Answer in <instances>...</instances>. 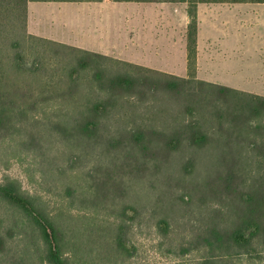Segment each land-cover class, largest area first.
Instances as JSON below:
<instances>
[{
  "label": "rangeland",
  "instance_id": "obj_1",
  "mask_svg": "<svg viewBox=\"0 0 264 264\" xmlns=\"http://www.w3.org/2000/svg\"><path fill=\"white\" fill-rule=\"evenodd\" d=\"M189 7V1L147 2L145 11L162 15L163 42L175 38L180 48L183 36L187 41ZM137 11V5L114 2V13L122 18ZM197 17L202 48L216 57L221 51L238 57L230 63L218 60L203 73L228 84L264 75V1H200ZM113 23L115 34L121 35L130 21L117 18ZM46 47L50 53L58 51L57 57L44 59L43 66L56 67L52 79L7 80L20 83L29 95L26 111L16 110L9 122L0 124V184L12 186L51 219L67 264H198L210 252L205 239L214 230L226 240L251 215L264 227L261 122L248 135L252 145L244 138L245 126L220 135L208 123L203 128L212 139L193 144L185 135L188 125L195 119L203 123L207 113L187 114L184 101L145 89L117 96L97 133L87 137L74 120L83 96L96 84L94 67L81 71L75 100L51 97L62 92L69 96L67 73L83 54L64 46ZM99 62L152 82L166 80L156 71ZM98 93L95 89L89 95L93 100L106 96ZM178 130L183 137L172 146ZM120 233L134 247L132 254L118 248ZM252 244L250 253L232 257L233 264H264L263 232ZM0 264H52L38 228L2 194Z\"/></svg>",
  "mask_w": 264,
  "mask_h": 264
},
{
  "label": "trees",
  "instance_id": "obj_2",
  "mask_svg": "<svg viewBox=\"0 0 264 264\" xmlns=\"http://www.w3.org/2000/svg\"><path fill=\"white\" fill-rule=\"evenodd\" d=\"M27 1L0 0V124L9 122L11 120V114L15 113L16 110L22 113L26 111L25 101L29 94L20 83L11 81L9 82V87L7 80L10 77H31L41 79L39 80L41 82L45 77L52 79L55 75V66H43L44 59L51 60L58 56V51L51 53L48 51L46 44H49L51 46L69 47L71 50L83 54L81 58L79 57L76 66L72 67L67 73L66 78L69 80L67 83L69 96L67 93L62 92L51 97H63L64 99L75 100L77 96L76 92L78 90L80 91L82 84L80 82L81 71L88 69L90 66L94 67L93 80L96 84L93 87L90 86V90L83 96L84 101L79 104L82 105V109L74 120L75 127L78 128L82 135L91 137L97 133L100 120L105 115L104 113H106L107 108L117 105V96L125 93H140L142 90L147 89L153 93L161 90L174 96L178 102L184 101L186 105L183 109L187 114L196 115V112L200 110L207 113L208 117L203 120V123H199L195 119L188 125L189 132L187 133L186 131L185 135L193 144L201 145L207 140L212 139V135H209V132H206V128H203L205 123H208L209 126L215 125L217 128L213 132H220V135H222L224 130H234L245 126L244 138H246L248 144H254L247 139L250 137L248 135L251 129L252 132H256L257 127L260 125L257 122H261L264 126V98L235 88L196 79L198 36L197 3L200 1L217 2L225 0H142L190 2L187 30L188 78L156 71L166 78V80L158 82H152L149 77L140 74L134 75L124 72L117 67H101L99 61L109 60L115 64L129 66L141 71L154 70L142 68L87 50L67 46L45 38L29 35L26 32ZM43 46L47 50L45 48L40 49ZM58 80L61 81V79ZM49 85L56 86L52 82ZM95 89H98V94L105 93L107 97L103 96L102 98L93 100V97L89 93ZM240 97H245L246 99L243 100ZM180 131L178 130L174 133V139L172 138L169 144L177 146L183 137ZM236 133L238 134L239 131ZM229 134L232 136L233 131H229ZM136 137L137 139L144 138L142 135ZM259 189L264 190V180L260 181ZM0 194L24 211L32 223L38 228L41 238L47 246V259L52 264H67L62 256L58 230L52 224L51 219L40 212L29 200L15 194L10 185L0 184ZM260 232H263L264 241V227L253 215L243 219L227 235L226 240L223 238L222 233L214 230L212 232L213 237L205 239L206 244L210 247V252L198 264H233L232 257L236 255L241 256L245 251L246 253H250L254 249L252 241L260 236ZM116 242L119 249L132 254V248L134 249V247L128 245V241L124 238V235L121 233L117 234Z\"/></svg>",
  "mask_w": 264,
  "mask_h": 264
},
{
  "label": "crops",
  "instance_id": "obj_3",
  "mask_svg": "<svg viewBox=\"0 0 264 264\" xmlns=\"http://www.w3.org/2000/svg\"><path fill=\"white\" fill-rule=\"evenodd\" d=\"M137 5V12L114 13V2ZM147 2L155 4L169 1L142 0H28L26 6V32L67 46L112 57L130 64L188 78L187 41L183 36L181 47L175 38L163 42L160 13H147ZM172 2V1H170ZM128 20L121 35L115 34L114 21ZM136 22V23H133ZM215 56L209 48L201 47L197 36V80L246 91L264 98V75L232 84L209 77L201 71L211 69L216 61L230 63L237 59L227 52ZM232 67V66H231ZM235 69V68H230ZM236 70V69H235ZM262 82V83H261ZM228 84V85H227ZM240 85H250L248 90Z\"/></svg>",
  "mask_w": 264,
  "mask_h": 264
}]
</instances>
